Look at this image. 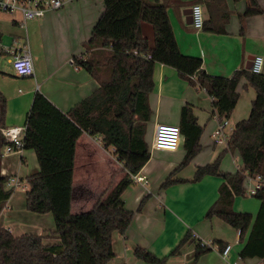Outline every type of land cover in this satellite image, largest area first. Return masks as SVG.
I'll return each mask as SVG.
<instances>
[{
  "label": "trees",
  "instance_id": "1",
  "mask_svg": "<svg viewBox=\"0 0 264 264\" xmlns=\"http://www.w3.org/2000/svg\"><path fill=\"white\" fill-rule=\"evenodd\" d=\"M102 3L104 10L84 45L87 57L71 58L72 66L87 72L98 88L66 112L35 92L25 121L22 150H32L38 164V173L25 180V208L34 214H51L52 234L57 242L44 243L42 236L33 234L15 237L0 228V264H108L114 258L112 236L124 235L134 215L124 207L121 195L132 184L130 177L150 157L144 136L152 114L148 96L154 87L155 64L174 69L181 79L203 89L212 98V113L218 120H228L232 114L239 98L236 89L240 80L244 79L245 86L254 90L248 117L234 126L227 147L213 162L196 167L191 181L198 182L206 176L222 179L218 198L204 217H216L239 233L243 245L238 255L244 261L264 259V187L252 196L259 202L254 217L233 210L234 199L245 195V177H264V73L240 70L230 78L210 76L201 70L200 58L179 51L163 4L147 0ZM245 3L243 13L238 15L240 34L244 33L248 18L264 14L256 0ZM227 20L228 15L218 25L204 21L203 28L224 34ZM142 23L152 27V48L142 36ZM5 116L6 98L0 92V157L7 144L1 135ZM178 128L185 152L181 168L200 152L202 128L190 105L181 108ZM83 133L101 137L104 147L113 150L124 175L106 188L89 210L72 213L75 200L86 202L91 196L88 189L73 185L75 146ZM226 153H236L241 161V168L233 174L221 173L219 169ZM7 180L0 177V212L12 195V189L6 187ZM182 182L167 178L161 187ZM189 238L187 233L172 253ZM207 251L210 249L196 245L195 257ZM133 256L143 264H166V258L159 259L139 247Z\"/></svg>",
  "mask_w": 264,
  "mask_h": 264
},
{
  "label": "crops",
  "instance_id": "2",
  "mask_svg": "<svg viewBox=\"0 0 264 264\" xmlns=\"http://www.w3.org/2000/svg\"><path fill=\"white\" fill-rule=\"evenodd\" d=\"M147 1H157L165 6L179 51L183 55L200 58L201 70L210 76L230 78L234 72L245 70L248 57L262 56L260 49L264 46V14L248 18L244 33L240 34L239 31L238 15L245 9V0ZM256 2L264 10V0ZM194 3H199L202 7L205 23L210 21L218 25L228 15V20L223 25L225 33L215 34L207 28L196 32L187 12ZM103 10L102 0H68L62 10L24 23L18 13H0L1 44L17 50L27 49L34 71L31 77L18 78L11 66L12 55L4 54L7 57L0 60V92L6 98L5 128L25 126L35 92L41 93L56 108L66 112L98 88V83L87 72L70 65L69 60L74 56L87 57L84 45L89 41L92 28ZM141 33L148 47L152 48V27L142 23ZM152 79L154 87L148 96L152 114L144 136L150 157L134 174L145 180L132 182L121 195L124 207L134 212V215L124 235L113 234L114 258L108 264H143L133 256V251L138 247L148 250L159 259L166 258V264H227L218 253L211 250L196 258L197 243L191 238L172 253L187 233H195L199 238L211 240L221 246L231 244L237 254L243 245L236 230L216 217H204L218 198L222 179L206 176L198 182H191L196 167L213 162L218 155L215 148L217 146L213 145L211 139L218 123L216 115L212 113V98L197 85H190L181 79L174 69L162 64H155ZM245 85L246 82L242 79L236 89L239 98L227 120L231 131L239 121L248 117L255 96L254 90ZM185 105L192 107L202 134L198 155L179 168L185 153L181 147L182 141L174 152L154 151L150 146L155 127L159 124L178 126L180 110ZM112 151L111 148L104 147L101 137L83 133L75 146L74 187L86 188L91 192V183L97 180L96 176L98 180L109 183L106 188L112 183H118L124 173ZM234 154L236 153L231 155ZM108 168H111L110 174L106 173ZM240 168L241 165L236 170ZM219 169L221 173H234L222 166L221 162ZM77 171L81 174L80 183H76ZM36 173L38 164L32 150H21L0 157V177L16 178L20 185L25 184V180ZM167 178L184 182L176 183L169 189L162 188ZM14 191L15 187L4 204L7 209L0 212V228L7 229L15 237L33 234L44 238L48 233H53L54 224L50 214L28 212L25 208V194L21 197ZM247 197L250 196L236 197L233 210L249 213L254 217L259 202L238 200ZM15 198L19 201L18 208H14ZM79 201L72 203V213L87 211L93 205L83 209ZM142 201L141 210L137 212ZM75 206L77 210L74 209ZM51 237L54 239H44V243L57 242L55 235ZM252 260L254 259H247L244 263L249 261V264H253ZM257 261L263 262L264 259Z\"/></svg>",
  "mask_w": 264,
  "mask_h": 264
},
{
  "label": "built area",
  "instance_id": "3",
  "mask_svg": "<svg viewBox=\"0 0 264 264\" xmlns=\"http://www.w3.org/2000/svg\"><path fill=\"white\" fill-rule=\"evenodd\" d=\"M68 4V0H0V13L15 14L18 13L22 17V22L42 19L45 15L52 12L62 10ZM204 14L202 7L198 4L191 7V25L196 32L203 28ZM12 55L11 66L13 72L18 78L33 76V62L27 49L17 50L8 46H4L0 42V55ZM149 59V55L144 56ZM73 65L72 59L69 60ZM264 59L262 56H254L251 64L250 72L260 74L263 70ZM192 78L195 79V76ZM227 120H218L217 126L211 134L214 146L227 147L230 133L226 132ZM25 133V126L1 129V135L7 142L3 148L2 155L18 153L22 150V140ZM182 141L179 128L176 125L159 124L155 127L151 142V150L174 152L178 149ZM133 182H144V177L132 175L130 177ZM244 187L245 195L254 196L264 187V177L261 175L246 176ZM19 186L16 178L8 177L6 187L13 189ZM190 238L196 241L197 245L202 248H209L211 251L218 253L223 261L227 264H244V260L234 253L231 244L223 246L211 240L199 238L195 233L190 234Z\"/></svg>",
  "mask_w": 264,
  "mask_h": 264
},
{
  "label": "rangeland",
  "instance_id": "4",
  "mask_svg": "<svg viewBox=\"0 0 264 264\" xmlns=\"http://www.w3.org/2000/svg\"><path fill=\"white\" fill-rule=\"evenodd\" d=\"M260 55H262V58L264 59V46L263 47H261V49H260ZM4 57H7L6 55H0V60H5L4 59ZM264 67V66H263ZM263 72H264V69L262 70ZM231 125H230V123H229V125L226 127V132H230L231 130ZM182 147V146H181ZM216 149H217V154H219L221 151H222V147L221 146H217V147H215ZM182 149V148H181ZM221 165L222 166H224L227 170H229L231 173L232 172H235L236 171V169H237V167L238 166H240L241 165V161H240V159H239V157L237 156V154H234V155H231V154H229V153H226L223 157H222V159H221ZM110 169L111 168H108L107 169V171H106V173H108V174H110L111 173V171H110ZM97 171H98V169H97ZM81 177V174H79L78 173V171H77V175H76V178H78V180H76V183H80V180H79V178ZM104 177V176H103ZM8 178V177H7ZM96 178H97V180H95L94 182H92L91 183V185L93 184V189H92V191H91V196L89 197V199L87 200V203H85V202H83V201H79L80 203H79V205H83V209H85V207H87V206H90L91 204H93L98 198H100V193H103L104 192V188H106L107 186H108V182H103V181H101V180H98L99 178H98V176H96ZM101 179V178H100ZM93 180V179H92ZM192 182V181H191ZM113 184V183H112ZM111 184V185H112ZM175 185H176V183H174ZM174 184H171V185H169L168 187H166V188H170V187H173L174 186ZM110 185V186H111ZM173 185V186H172ZM109 186V187H110ZM243 187H245V188H247L246 187V184L244 183V186ZM9 189V188H8ZM14 189V188H13ZM25 190H26V183L24 184V183H22V184H20L19 186H17V187H15V193H17V194H20L21 195V197H23L24 196V194H25ZM25 197V196H24ZM238 200L239 201H243V202H247V201H249V200H252V201H255V202H257V200L255 199V198H250V197H247V198H238ZM14 203H15V205H14V208H18V205H19V201H18V199L16 200V198L14 199V201H13ZM7 209L6 208V206H3L2 207V210L3 209ZM77 207L75 206V208L74 209H76ZM1 210V211H2ZM77 210V209H76ZM50 217H51V219H52V216H51V214H50ZM52 223H53V219H52ZM49 235H47L46 237H44V239L46 240V239H48V238H50V239H54L53 237H51L52 235H54V234H52V233H48ZM253 264L254 263H257V264H264V261L263 262H258L257 261V259H254V260H252L251 261ZM244 264H249V261L248 262H246V263H244Z\"/></svg>",
  "mask_w": 264,
  "mask_h": 264
},
{
  "label": "water",
  "instance_id": "5",
  "mask_svg": "<svg viewBox=\"0 0 264 264\" xmlns=\"http://www.w3.org/2000/svg\"><path fill=\"white\" fill-rule=\"evenodd\" d=\"M187 12L191 16V9H188ZM252 60H253V56L248 57V59H247L248 65L245 67V70H247V71L251 70Z\"/></svg>",
  "mask_w": 264,
  "mask_h": 264
}]
</instances>
